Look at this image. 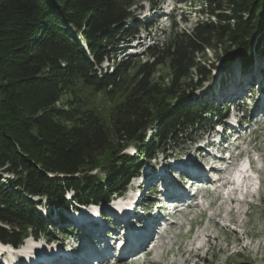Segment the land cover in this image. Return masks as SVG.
Listing matches in <instances>:
<instances>
[{"label":"trees","instance_id":"16d2710c","mask_svg":"<svg viewBox=\"0 0 264 264\" xmlns=\"http://www.w3.org/2000/svg\"><path fill=\"white\" fill-rule=\"evenodd\" d=\"M125 1L0 0V26L12 22L0 30V49L15 46L10 56L0 54L1 241L18 245L29 233L48 232L47 218L36 210L32 197L68 207L65 194L72 190L82 204L108 201L157 152L170 150L180 139L188 141L196 126L212 125V119L222 115L221 108L214 112L206 103H188L184 92L185 85H200L211 73L197 57L213 47L209 41L218 44L227 39L238 46L244 65L252 62L253 51L264 54L253 43L263 34L264 0H229L226 5L206 1L207 14L216 20L199 21L191 32L174 31L169 43L149 49L147 55L154 62L142 65L145 69L170 59L175 68L171 83L151 94L143 80L133 94L117 100L107 122L99 118L95 107L85 106L81 100L89 88L119 86L126 79L124 70L131 67L130 61H124L122 71L120 66L99 76L96 68L104 59L103 41L118 35L125 40L143 26L128 20ZM88 13L91 19H85ZM69 26L89 43L91 56L68 31ZM35 50L38 56L32 60L28 54ZM18 59L24 62L21 74L28 77L11 71ZM193 69L201 77L199 82L181 83L179 78ZM68 87L74 103L68 104L72 113L66 117L56 102ZM77 88L82 90L80 96ZM148 127L153 132L147 138ZM133 142L138 148L136 156L123 152ZM3 173L10 175L3 177Z\"/></svg>","mask_w":264,"mask_h":264},{"label":"rangeland","instance_id":"374dc122","mask_svg":"<svg viewBox=\"0 0 264 264\" xmlns=\"http://www.w3.org/2000/svg\"><path fill=\"white\" fill-rule=\"evenodd\" d=\"M206 1H221L222 4L225 5L227 2H229V0H126V10L129 12V19H127L129 21L134 19L135 21L144 24L139 30V33L134 36V40L130 44L140 45L142 43L140 41L148 34L150 36H157L158 30L166 27V37H164L165 39L162 37L163 40L161 41L162 44L166 45V43H169L174 39L173 34L176 30L179 32H191L199 21H210V19L215 21V18H211L207 14L208 12L205 9ZM172 12L176 13L177 15H172ZM91 17L92 14L88 13L85 16V19H91ZM174 19L177 22L175 26L173 24ZM8 22L12 23L11 21ZM8 22H6V24L3 26L1 25L3 28L0 26V30H3L7 25H9ZM67 28L68 31L76 37L77 41L82 44L86 53L91 56L89 43L85 39L79 38L80 33L78 31L74 30L70 26ZM262 33V35L257 36L253 41L256 50H259L260 52L264 51V30ZM121 36L122 35L114 36L110 42L103 41L101 50L104 52V59L101 61V63H99V65L97 64L98 66H96V68L97 75L99 76L102 73H105L107 70L109 72L115 71L114 69H117L120 66L121 68L119 70L122 71L124 68V66H122L124 61H130L132 63L131 67H129V69L126 71L124 70V78L126 79L122 83L120 80L124 78L121 77L120 80H117L118 84L121 83L119 86L116 83L115 85L107 86L106 88L103 86L102 89H100V87H98L96 90L89 88V90L83 92L84 95H82V97L85 99L81 100V102L86 103L85 106L95 107L100 113L99 118H103L107 122L112 119L111 112L117 100L120 101L125 99L127 96L126 94H133V89L138 88L143 80L144 81L142 85H144V82L146 81V84H148L147 87H150L149 91L152 94L155 91H159V87L164 88L165 86H168L171 83L175 73V68L172 66L170 59H165L158 65H152L150 67L148 66L145 69L142 68L143 63L146 61H149L150 64L154 62L151 57L147 56L148 51L132 58L127 59L126 57L127 60L118 57L115 53L116 51L112 50V47L117 46V48H122L124 45H127V39L124 41L121 39ZM161 42L160 45H162ZM209 42L210 46L213 47L207 48L203 52H199L197 57L200 65L208 66L207 68L211 71V73L208 75V79L203 80L200 85H185V101L188 103L201 104L204 102L207 103V105H220V103L231 99L228 98V96H230L232 92H240L239 89L241 85L239 82L241 81L243 84V89H249V91H245L244 94H240L238 96V100H235L234 106L241 107L243 112H240L239 117H243L245 115V119L248 120V115L253 112V104L255 100L254 96L257 92V88L259 89L258 86L264 89V82L260 85L258 83L262 81L264 77L259 76L256 82L251 80V86H249L248 81L252 76V69L254 71V68L256 67L260 72L261 69H264V54H259L258 52L253 51L252 62L248 65H244L238 57L240 48L231 44L229 40L225 39L223 42L218 44L215 43L216 41ZM146 48V46H137L136 50L139 52L145 50ZM14 49V45L9 46L7 50L0 49V54L3 53L4 56H10L12 53H14ZM106 53H110V55L107 56L105 55ZM18 54H20V52H18ZM21 54L23 53L21 52ZM28 56H31L32 60H34L38 56V52L35 50L34 54H28ZM18 60V66H15L14 69H11V71L15 73V70H17L21 76H27L26 73L21 74L22 71L20 72L21 68L24 66L23 60ZM65 64L67 63L63 62L62 65ZM47 70L49 71L50 68ZM258 73L259 72H255L253 75H258ZM198 77L199 75L197 70L193 69L191 72H187L186 77L179 79L182 80L181 83L185 84L190 82V79H193L194 84H196L201 79V77H199L198 80ZM78 86L81 87V84L78 83ZM62 90L63 89H61L59 93ZM121 92L122 95L120 96ZM69 93L70 91L68 87V90L65 89L62 91V93L58 96V101L56 102V107L58 110L66 111V114H63L66 117L72 113L70 111L72 107L68 104L74 103L72 98L70 99L71 95ZM77 94L81 95L82 90L80 91L77 88ZM243 97H249L250 100L244 99ZM177 100L179 99H176V101ZM247 103L249 104V107H246ZM226 106L230 107V104ZM223 111L228 110L225 107L223 108ZM99 120L100 119H97V121ZM213 131V129L211 130L208 126L204 125L196 127L190 133V137L192 138H190V141H184L180 139L176 148L171 147L172 150L170 151L157 152L156 157L151 160V163L163 161V157L166 155L177 156L184 153L188 149H196L198 146L197 142H207L209 141L210 136L215 135ZM246 131V134H248L249 130ZM152 132L153 130L148 127L146 129V137L148 138ZM258 137L259 139L257 140V148L260 149V152L255 153L257 165L261 167V170H259L258 173H256L258 169L255 165H252L251 168H247V170L243 171V175L246 174V177H241L238 174V189L235 188V185H232L230 188L231 191L228 193V199L225 202H221L216 206H212L210 209H208L209 211L207 213L201 212V214H199L196 211L193 213V216L196 217V220L193 224H185L184 226L174 228L171 233H166L167 237L163 238L162 240L161 237L159 239L160 242L158 241L155 243L156 238L154 237V242L152 241L149 244L150 246L148 245L147 248H143L144 250L142 249L143 253L146 255H149L152 252H154V255L143 257L144 259L142 257L133 258V260L125 259L117 264H242L244 262H246V264H249L250 262L254 264L255 262H260L259 260L264 256V124L263 133ZM122 142L123 141H121L120 145L123 144ZM123 152L136 156L138 154V148L133 142L127 148H125ZM165 160H170V158L167 157ZM97 171L99 172L100 170L97 169ZM143 172L144 170L141 169L139 175H142ZM9 175V173L2 174L3 177H7ZM104 175L105 174H102V176ZM252 179L254 181H252ZM140 180L141 178L138 177L135 179V182L137 183ZM241 180L244 188L239 186ZM257 186L260 187L259 191L257 190ZM72 193L74 192H69L70 195ZM231 195H233L235 199H237L239 196L245 198L250 197L253 199V201L250 202V204L246 203L248 201H239V199L236 200V202H232V199L234 198ZM150 196L152 199L154 198V195L151 194ZM31 199L36 203L37 211H43V214H47L49 212V208L52 204L50 205L45 197L35 196ZM53 206L54 205H52V207ZM94 206H98V204H92V206L87 207L88 209L81 211L95 214V210H98V208ZM91 208L94 210H91ZM58 211L59 208H56L53 212V215H51V219H53L56 224L58 223V220L61 219V214ZM64 215L73 216L68 213ZM58 224L59 226L63 225L61 223ZM66 224L70 225L71 223ZM67 228L68 227L66 225L61 226V229H56L54 226H52L50 227L52 230L49 232L50 235H46L42 231L38 232V238L35 237L38 240H33L32 238L28 239L24 243L25 245H23V247H21V249L17 251L14 256H12L13 259L19 258L22 254H31L32 250H35L38 248V246H41L43 249L53 248V245H44V242L42 241L43 236H47L44 237L49 242H52V240L56 241L59 239L60 233H63L62 231L65 233L71 232ZM72 239L75 238L72 237L71 240ZM201 245L202 248H198L201 247ZM188 250L191 252H188ZM184 251H187L188 253H185ZM11 253L13 254V252ZM194 253L200 254L199 257L193 256ZM142 255L144 254H141V256ZM204 255L207 256L206 260L203 259ZM145 260L146 262H144ZM12 264H15V262H12Z\"/></svg>","mask_w":264,"mask_h":264},{"label":"bare ground","instance_id":"6f19581e","mask_svg":"<svg viewBox=\"0 0 264 264\" xmlns=\"http://www.w3.org/2000/svg\"><path fill=\"white\" fill-rule=\"evenodd\" d=\"M260 54V53H259ZM256 69V70H255ZM251 74H252V76H254V77H250V80L248 81V84H249V86H251V84H252V81L251 80H253L254 82H256V80H257V78L259 77V76H262V77H264V69H261V72L255 67L254 68V71H253V69L251 70ZM254 72V73H253ZM255 72H259L258 73V75H253V74H255ZM263 82H264V78L262 79V81H260V82H258L259 83V85L262 83L263 84ZM239 84L241 85V87H240V89H239V91L240 92H238L237 93V91H234V92H232L231 93V95L230 96H228V98H231V99H229V101H235V100H238V96L240 95V94H244V92L245 91H249V89H247V90H245V89H243V84H242V82L240 81L239 82ZM228 86V85H227ZM259 87V89L260 90H263L264 91V89L262 88V87H260V86H258ZM264 87V86H263ZM238 89V88H237ZM232 90V89H231ZM230 90V91H231ZM227 91V90H226ZM219 93V92H218ZM224 93V92H223ZM227 93V92H226ZM229 93V92H228ZM221 94V93H220ZM225 94V93H224ZM226 95V94H225ZM221 97V96H220ZM226 97V96H225ZM225 99V98H224ZM201 104H205L204 102H202ZM207 104V103H206ZM243 174H244V172H243ZM239 178V177H238ZM240 179V178H239ZM242 179V178H241ZM242 181V180H241ZM237 183H238V181H237ZM239 184H241V183H239ZM243 192V191H242ZM243 196V195H242ZM234 198V200H235V197H233ZM239 198V200H242V201H248L247 200V198H245V197H238ZM230 199V198H229ZM233 200V199H232ZM239 204V203H238ZM57 208V207H56ZM56 208H54V207H51V208H49V212L47 213V216H46V220H47V222L49 223V224H55V221H53V219H51L52 217H51V215H53V212H54V210L56 209ZM63 208H65V207H61V209H59V213L61 214L60 216H62L63 214H65L64 213V209ZM65 209H67V208H65ZM39 211V210H38ZM40 212V211H39ZM101 212V211H100ZM58 213V214H59ZM44 215V214H43ZM91 215H95V214H90L89 212H84V211H80L79 213H78V215H77V217H88V216H91ZM61 221V219H59L58 220V222H60ZM147 231V230H146ZM236 232V231H235ZM142 236V235H141ZM141 236H138L137 237V239H139V238H141ZM151 236V235H150ZM154 242V239L152 238V240L150 241V243L151 242ZM137 242V241H136ZM148 246V245H147ZM147 246L146 247H143L144 249L145 248H147ZM156 246V245H155ZM154 246V247H155ZM143 248H141V249H139L138 251H140V250H142ZM198 248H202V245H201V247H198ZM190 250H188V252H189ZM192 251L194 252V250L192 249ZM185 252V251H184ZM187 251L185 252V253H188ZM191 252V251H190ZM196 252V251H195ZM198 252V251H197ZM6 252L5 253H3V255H2V257H5L6 255ZM195 254V255H194ZM193 254V256H195V257H199V255L200 254H198V253H194ZM201 258V257H200ZM206 258H207V256H205L204 255V260H206ZM19 259V261H20V258H18ZM188 259V258H187ZM18 261V262H19ZM14 263V262H13ZM12 264V263H11ZM19 264H20V262H19Z\"/></svg>","mask_w":264,"mask_h":264}]
</instances>
